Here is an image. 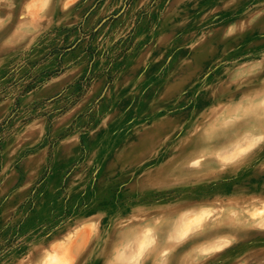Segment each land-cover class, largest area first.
Returning a JSON list of instances; mask_svg holds the SVG:
<instances>
[{
  "label": "rangeland",
  "instance_id": "1",
  "mask_svg": "<svg viewBox=\"0 0 264 264\" xmlns=\"http://www.w3.org/2000/svg\"><path fill=\"white\" fill-rule=\"evenodd\" d=\"M262 218L264 0H0V264H264Z\"/></svg>",
  "mask_w": 264,
  "mask_h": 264
},
{
  "label": "bare ground",
  "instance_id": "2",
  "mask_svg": "<svg viewBox=\"0 0 264 264\" xmlns=\"http://www.w3.org/2000/svg\"><path fill=\"white\" fill-rule=\"evenodd\" d=\"M200 159H201V158H200ZM200 159H199V161H200ZM199 161H197V159H196V160L194 159V160L192 161V165H196V164H198ZM258 222H259V223H258ZM258 222H257V224H258V225H261V226L264 228V218H262V219H261L260 221H258ZM225 223H226V222H225ZM188 224H189V223H187V226H188ZM189 225H190V224H189ZM181 226H182V224H181ZM187 226H186V228H187ZM183 228H184V227H183ZM188 228H189V227H188ZM185 230H186V229H185ZM185 230L183 231V232H184L183 234L186 233ZM181 233H182V232H181ZM48 263H49V264H50V263H53V261L49 260Z\"/></svg>",
  "mask_w": 264,
  "mask_h": 264
}]
</instances>
